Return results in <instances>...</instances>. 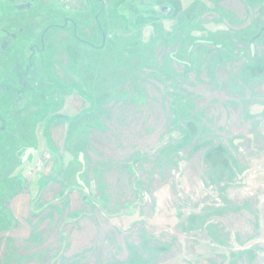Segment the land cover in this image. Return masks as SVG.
Returning <instances> with one entry per match:
<instances>
[{"label": "rangeland", "instance_id": "obj_1", "mask_svg": "<svg viewBox=\"0 0 264 264\" xmlns=\"http://www.w3.org/2000/svg\"><path fill=\"white\" fill-rule=\"evenodd\" d=\"M44 1L24 60L93 47L0 94V264H264V0Z\"/></svg>", "mask_w": 264, "mask_h": 264}, {"label": "flooded vegetation", "instance_id": "obj_2", "mask_svg": "<svg viewBox=\"0 0 264 264\" xmlns=\"http://www.w3.org/2000/svg\"><path fill=\"white\" fill-rule=\"evenodd\" d=\"M50 1V0H49ZM44 0H0V54L4 53H12V59L8 63L9 66H4V73L0 74V94L1 93H18L26 86L27 76H31L34 74L35 69L33 58L38 57L39 54L49 50L51 47L46 43V37L49 34H54L56 36V41H63L60 38L62 34H67L69 41L73 40L67 46H70V50L68 52L69 59H73L72 65L77 66L78 60L84 59L86 61L90 49L93 47L91 43L90 35H80V29L78 24L76 23L75 18L71 15H64L59 22L57 19L55 21L48 22L45 24L44 28L41 30L38 35L39 46L31 45L28 47L29 54L24 60L23 53L25 48H23L21 43V37L25 34V26H37L40 25L44 20L43 13L46 11L43 8ZM86 3H83L82 8H78L80 14L84 15L87 13L86 11ZM65 7L66 13L68 9L75 12V6ZM160 10H163L165 13L168 12V8L166 6H160ZM70 13V12H69ZM31 14V19L28 21V15ZM89 14V11H88ZM88 18L90 16L88 15ZM32 21V22H31ZM95 23L97 29L101 34V38L104 37L103 32H101L102 27L99 24V20L95 17ZM19 43V48L15 49L16 44ZM64 46H66L65 41L63 42ZM81 44L83 46L82 50L77 49V44ZM59 44V43H58ZM14 51L12 52V50ZM83 54V55H82ZM36 55V56H35ZM84 57H82V56ZM75 59H78L75 61ZM82 59V60H83ZM37 64V63H36ZM13 77L15 82L17 83L16 88H11ZM12 91V92H11ZM22 94L19 93V97ZM0 122L2 126L0 128L1 131L5 130L4 121L0 118Z\"/></svg>", "mask_w": 264, "mask_h": 264}, {"label": "crops", "instance_id": "obj_3", "mask_svg": "<svg viewBox=\"0 0 264 264\" xmlns=\"http://www.w3.org/2000/svg\"><path fill=\"white\" fill-rule=\"evenodd\" d=\"M4 230H6V229H4Z\"/></svg>", "mask_w": 264, "mask_h": 264}]
</instances>
